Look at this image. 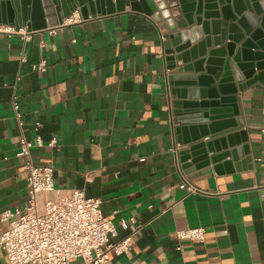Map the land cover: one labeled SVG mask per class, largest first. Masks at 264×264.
I'll use <instances>...</instances> for the list:
<instances>
[{
    "label": "crops",
    "instance_id": "1",
    "mask_svg": "<svg viewBox=\"0 0 264 264\" xmlns=\"http://www.w3.org/2000/svg\"><path fill=\"white\" fill-rule=\"evenodd\" d=\"M169 6L171 19L182 22L175 1ZM74 15L25 42L0 35V214L25 202L18 140L37 134L43 144L29 158L53 167L56 187L100 198L102 215L114 223L133 218L142 225L130 253L111 254L110 264H264V85L236 96L244 131L237 139L245 138L248 160L242 153L217 169L189 166L185 174L165 80L175 72L164 66L168 21L128 7ZM41 60L44 69H32ZM186 183L198 191L188 192ZM193 226L204 228L203 241L176 249L175 230ZM4 228L0 221V233ZM126 234L118 228L116 239ZM0 264H8L2 253Z\"/></svg>",
    "mask_w": 264,
    "mask_h": 264
},
{
    "label": "water",
    "instance_id": "2",
    "mask_svg": "<svg viewBox=\"0 0 264 264\" xmlns=\"http://www.w3.org/2000/svg\"><path fill=\"white\" fill-rule=\"evenodd\" d=\"M182 22L168 13L169 0H0V24L41 30L77 11L83 19L118 14L126 7L168 21L162 35L165 80L170 86L176 160L200 170L237 155L247 158L237 93L264 85V0H174ZM206 137L202 142L201 138ZM245 137V136H244ZM248 160V158H247ZM227 164L228 162H224ZM193 171V170H192Z\"/></svg>",
    "mask_w": 264,
    "mask_h": 264
},
{
    "label": "built area",
    "instance_id": "3",
    "mask_svg": "<svg viewBox=\"0 0 264 264\" xmlns=\"http://www.w3.org/2000/svg\"><path fill=\"white\" fill-rule=\"evenodd\" d=\"M78 17V12L75 11ZM75 12L65 19L71 20ZM158 17L156 12L153 14ZM64 21V20H63ZM54 27L48 32L53 33ZM36 30L25 25L0 24V35L17 36L28 41ZM162 37V35H161ZM20 61H25L24 56ZM32 69L43 70L45 61L33 64ZM14 118L20 122L18 103L13 97ZM39 121L32 129L37 132ZM54 140L47 144L52 145ZM42 139L35 134L31 140L20 136L16 156L25 157L26 199L22 207L5 209L0 221L5 228L0 233V253L8 264H110L109 257L127 255L131 251L132 238L141 228L133 218L119 219L114 223L102 215L100 198L86 197L82 189H60L53 183L51 165L33 164L30 149L41 146ZM188 192H197L196 187L186 183ZM118 228L127 234L116 239ZM201 226L177 229L174 232L181 248L182 241L201 243L204 239Z\"/></svg>",
    "mask_w": 264,
    "mask_h": 264
}]
</instances>
